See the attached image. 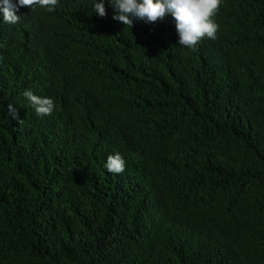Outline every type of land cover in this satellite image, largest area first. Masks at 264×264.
<instances>
[{"label":"trees","instance_id":"1","mask_svg":"<svg viewBox=\"0 0 264 264\" xmlns=\"http://www.w3.org/2000/svg\"><path fill=\"white\" fill-rule=\"evenodd\" d=\"M94 3L0 16V264H264V0L195 51Z\"/></svg>","mask_w":264,"mask_h":264},{"label":"clouds","instance_id":"2","mask_svg":"<svg viewBox=\"0 0 264 264\" xmlns=\"http://www.w3.org/2000/svg\"><path fill=\"white\" fill-rule=\"evenodd\" d=\"M109 3L115 12L112 18L130 28L133 27L134 19L155 24L170 15L175 22L179 44L195 51L204 38H217L220 27L217 15L223 0H109ZM58 4L59 0H0V16L3 23L17 24L21 16L16 12L21 7L33 11L43 8L51 13ZM93 11L99 17H105L104 0H95ZM22 95L39 116L51 115L55 110V102L50 97L38 96L30 89ZM8 111L12 118L19 119L12 104L8 105ZM19 122L22 123V120ZM104 166L109 173L120 174L125 170V160L119 153L110 154Z\"/></svg>","mask_w":264,"mask_h":264}]
</instances>
